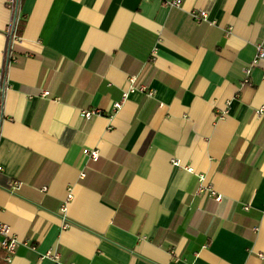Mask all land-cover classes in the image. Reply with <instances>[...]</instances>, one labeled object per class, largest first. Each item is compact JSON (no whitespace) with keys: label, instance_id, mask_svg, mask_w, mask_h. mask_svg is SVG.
<instances>
[{"label":"crops","instance_id":"0c3cea01","mask_svg":"<svg viewBox=\"0 0 264 264\" xmlns=\"http://www.w3.org/2000/svg\"><path fill=\"white\" fill-rule=\"evenodd\" d=\"M163 3L0 0V264H264V0Z\"/></svg>","mask_w":264,"mask_h":264},{"label":"built area","instance_id":"2783aa9c","mask_svg":"<svg viewBox=\"0 0 264 264\" xmlns=\"http://www.w3.org/2000/svg\"><path fill=\"white\" fill-rule=\"evenodd\" d=\"M20 1L21 0H5V6L8 9L9 13H10V17H9V21L5 27V36L7 38V45H6V49L5 50V63L9 64L11 62H13L15 60V55L14 52L12 50L13 44L15 42H17L19 40V34H18V27L19 24L22 20L19 8L20 7ZM181 0H162V2H164L163 4L165 5H169V6H177L180 4ZM205 11H199V12H193L191 15H193V17L197 20H205L206 19V15H205ZM259 60H263L264 61V50L261 47L260 44L256 45V52L254 53V56L252 58V60L250 61V63L245 67L244 69V81L248 80V76L250 73V67L252 65H254L255 63H257ZM4 74L2 71H0V123L2 121V119L4 118L3 113H2V105H3V95H4V90L6 89V80L3 77ZM129 82L131 88L132 87H137L140 90H145L146 86L143 84H136V77L131 75L129 76ZM46 91H43L42 94H46ZM147 94L151 95V90H147ZM121 102V101H120ZM120 102H115L113 107L116 109L120 106ZM98 109H86V110H82L81 111V116L83 118H89L91 117L92 114L94 113H98ZM83 152H86V149H83ZM91 158H96L97 154L95 151H90L89 153ZM177 163V162H175ZM188 170H191L190 167H187ZM80 176H83V174L81 173ZM203 175H198V179L199 182L202 181ZM14 187L17 185V183H13ZM204 186L202 184L199 183L198 186V190H203ZM207 189L209 190V192L211 194H214L213 190L211 191V189H209V187H207ZM71 193L68 192L67 193V199H70L71 197ZM214 199L219 200L220 196L219 195H215ZM66 222L63 224L65 225ZM20 243V240L17 239V237H15L14 235H12L11 233H9L8 227L5 223L0 221V248L3 250L4 252V259L6 261H8L11 257V254L14 253L15 248L17 247V245ZM41 257H47L50 258L53 261V264H70V263H65L63 261L60 260V256L59 253L57 251H51L48 250L46 251L43 255H41Z\"/></svg>","mask_w":264,"mask_h":264}]
</instances>
